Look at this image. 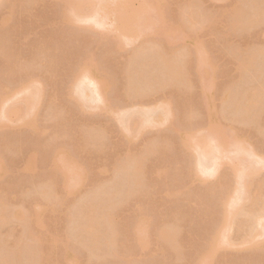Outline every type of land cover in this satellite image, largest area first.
<instances>
[{
    "label": "rangeland",
    "instance_id": "1",
    "mask_svg": "<svg viewBox=\"0 0 264 264\" xmlns=\"http://www.w3.org/2000/svg\"><path fill=\"white\" fill-rule=\"evenodd\" d=\"M85 1L0 0V264H264V0Z\"/></svg>",
    "mask_w": 264,
    "mask_h": 264
},
{
    "label": "bare ground",
    "instance_id": "2",
    "mask_svg": "<svg viewBox=\"0 0 264 264\" xmlns=\"http://www.w3.org/2000/svg\"><path fill=\"white\" fill-rule=\"evenodd\" d=\"M70 1H71V0H70ZM88 1H89V0H88ZM90 1H91V0H90ZM83 2L85 3L86 1L83 0ZM83 2H82L81 4H83ZM98 2H99V0H97V3H98ZM89 3H91V2H89ZM72 4H73V3H72ZM81 4L78 3V7H79V9L81 8V7L79 6V5H81ZM85 5H86V3H85ZM89 5H90V4H89ZM69 6H71V5L69 4ZM76 6H77V5H76ZM82 7H83V5H82ZM101 7H102V6H101ZM105 7H106V6H105ZM73 8L76 9V10L74 11V14H75V12H76L75 15H78L77 11H80V14H81V11L83 10V9H82V10H79L77 7L75 8V6L72 7V9H73ZM83 8H84V7H83ZM103 8H104V6H103ZM72 9H70V10L73 11L74 9H73V10H72ZM84 10H85V9H84ZM91 10H92V8H91ZM93 10H95V8H94ZM95 11H97V10H95ZM98 11H99V10H98ZM69 12H70V11H69ZM91 12H92V14L94 13L93 11H91ZM91 12H90V14H91ZM116 12L119 13L118 11H115V14H117ZM66 13H68V12H66ZM83 13H84V12H83ZM88 13H89V12H88ZM113 13H114V12H113ZM120 13H123V12L120 11ZM241 13H242V12H241ZM255 13H256V12H255ZM92 14H91V17H92V16H96V15H92ZM95 14H96V13H95ZM251 14H252V13H251ZM83 15H84V14H83ZM238 15H239V14H238ZM66 16H70V15H66ZM80 16H82V14H81ZM255 16H256V15H255ZM87 17H88V15H87ZM237 17H238V16H237ZM240 17H241V16H240ZM243 17H244V16H243ZM253 17H254V16H253ZM245 18H246V17H245ZM250 18L252 19V17H249V19H250ZM77 19H78V18H77ZM92 19H93V18H92ZM94 19H95V22L97 23L98 21H96V18H94ZM94 19H93V20H94ZM238 19H240V18H238ZM238 19H237V20H238ZM247 19H248V18H247ZM256 19H258V15H257V18H256ZM89 20H90V19H89ZM239 21H241V20H239ZM100 22H101V19H100ZM98 23H99V22H98ZM101 23H102V22H101ZM101 23H100V24H101ZM126 23H127V22H126ZM248 23H249V22H248ZM250 23H251V22H250ZM127 24H128V23H127ZM243 24H244V23H243ZM98 25H99V24H98ZM120 25L124 26L123 24H119V26H120ZM125 25H126V24H125ZM119 26H118V27H119ZM122 26H121V27H122ZM128 26H129V25H128ZM128 26H127V30H129V29H128V28H129ZM121 27H119V28H120V29H123V28H124V27H122V28H121ZM119 28H117V29H119ZM124 29H125V28H124ZM124 29H123V30H124ZM131 30H132V29H131ZM129 32H130V31H129ZM126 33H127V32H126ZM125 37H126V36H125ZM80 77H82V76H80ZM89 80H91L92 83L94 82L92 79H89ZM95 83H96V82H95ZM95 83H94V84H95ZM93 86H96V89H97V85H96V84L93 85ZM94 88H95V87H94ZM260 88H261V87H260ZM94 90H95V89H94ZM256 90H257V89H256ZM261 90H262V88H261ZM261 90H260V91L257 90V91L260 92V93H262ZM95 91H97V90H95ZM257 91H254V92H257ZM258 92L256 93L257 95H258ZM252 93H253V92H252ZM252 93H251V94H252ZM251 94H250L249 96H250L251 98H253L252 96H254V99L256 100V98H255L256 94H254V95H253V94L251 95ZM99 96H100V95H99ZM101 96H102V95H101ZM228 97H229V94H228ZM250 97H248V98L245 97V98H246V100H247V99H250ZM259 97H260V95H259ZM259 97H258V98H259ZM102 98H103V96H102ZM226 98H227V97H226ZM258 98H257V99H258ZM100 99H101V98H100ZM103 99H104V98H103ZM225 100H226V99H225ZM250 100L253 101V99H250ZM256 102H257V100H256ZM254 103H255V101H254ZM248 104H249V103H248ZM251 104L253 105L252 102H251ZM255 104H256V103H255ZM253 106H254V105H253ZM16 107H17V106H16ZM212 132H213V131L209 132V135H212V134H213V136H212V140L214 141L215 138L213 139V137L215 136V135H214V132H216V131L214 130V132H213V133H212ZM220 132H221V131H220ZM231 132H232V131H230L228 134H231ZM211 133H212V134H211ZM228 134H226V135H228ZM205 135H208V134H205ZM219 135L222 136L221 133L219 134V132H218V135H217V132H216V136H215V137L218 138ZM190 136H191V135H190ZM192 136H193V135H192ZM194 136H195V135H194ZM194 136H193V138H194ZM197 136H200V135H197ZM200 137H201V136H200ZM203 137H204V134H203ZM225 137L227 138V136H225ZM189 138H190V137H189ZM191 138H192V137H191ZM193 138H192V139H193ZM210 138H211V137H210ZM219 138H220V136H219ZM192 139H191V141H190V140H188V141H189V142H192ZM195 139H196V142H197V138H196V136H195ZM193 140H194V139H193ZM204 140H205V138H204ZM204 140H203V146H204V148H205V145L208 143V142H207L208 140H207V139L205 140V145H204ZM210 140H211V139H209V142L212 143V141H210ZM218 140H219V139H218ZM220 140H221V141L223 140L222 137H221ZM220 140H219V142H220ZM226 140H227V139H226ZM188 141H187V142H188ZM216 141H217V140H216ZM219 142H218V143H219ZM222 142H223V141H222ZM240 142H241V141H240ZM240 142H239V143H240ZM192 143H193V142H192ZM218 143H217L216 145H218ZM209 144H210V143H208L207 146H208L209 149H210ZM223 144H224V142H223ZM195 145H196V147H198V146H197V143L194 144V146H195ZM198 145H199V143H198ZM243 145H244V144H243ZM190 146H192V144H191ZM200 146H201V145H200ZM207 146H206V147H207ZM219 146H222V143H221V142H220ZM224 146H225V144H224ZM208 147H207V149H208ZM214 147H215V145H214ZM217 147H218V146H216V148H217ZM204 148L202 147L201 149H204ZM216 148H215V149H216ZM222 148H224V147L222 146V147L220 148V150H221ZM197 149H199V147H198ZM201 149H200V150H201ZM205 149H206V148H205ZM205 149H204V150H205ZM207 149H206V150H207ZM204 150H203V151H204ZM206 150H205L204 152H206ZM201 151H202V150H201ZM209 151H210V150H209ZM221 151H224V150L222 149ZM204 152H202V153H204ZM207 152H208V151H207ZM211 152H212V151H211ZM208 153H209V152H208ZM216 153L218 154V153H220V152H216ZM205 154H206V153H205ZM209 154H210V153H209ZM209 154H207V155H208L207 157L210 156ZM211 154H213V152H212ZM203 155H204V154H203ZM220 155H221V154H220ZM62 156H63V155H62ZM207 157L205 156V158H207ZM214 157H215V156H214ZM216 157H217V156H216ZM61 159H62V157H61ZM61 159H60V162L65 163V161H63V160L61 161ZM214 159H215V158H214ZM58 160H59V159L57 158V162H58ZM216 161H217V160L215 159V162H216ZM62 163H61L60 165H62ZM243 169H244V168H243ZM245 169H246V168H245ZM253 169H254V168H253ZM238 170H239V169H238ZM250 170H251V169H250ZM251 171H252V170H251ZM248 172H250V171H248ZM248 172H245V174L247 175ZM199 173H200V172H199ZM201 173H202V175L204 174V172H201ZM253 173H255V172H253ZM253 173H251V174H253ZM246 175H245V176H246ZM251 176H252V175H251ZM247 177L250 178L249 175H248ZM249 181H250V179H249ZM245 183H246V181H245ZM247 184H248V183H246V186H247ZM248 185H249V184H248ZM245 189H247V188H245ZM244 191H245V190H244ZM245 192H246V191H245ZM234 194H235V192H234ZM236 194H237V193H236ZM232 199H234V197H233ZM232 199H231V201H232ZM233 201H234V200H233ZM233 201H232V202H233ZM230 203H231V202H230ZM235 203H236V202H235ZM231 205H232V204H231ZM233 206H234V203H233ZM235 206H236V205H235ZM240 207H241V206H239L238 208H240ZM241 209H242V208H241ZM241 209H240V210H241ZM251 215H253V214H251ZM262 215H263V214H262ZM254 216H255V215H254ZM257 216H258V214H257ZM259 216H260V215H259ZM261 218H263V217H261ZM261 218H259V219H261ZM89 224L91 225L90 228H92V226H93L94 223H93V224H92V223H89ZM89 224H88V225H89ZM90 225H89V226H90ZM90 228H89V231H90ZM87 231H88V230H87ZM92 232L94 233V230H93V231H90V233H92ZM95 232H96V230H95ZM209 244H210V243H209ZM210 245H211V244H210ZM208 247H209V246H208ZM210 248H211V247H210ZM207 250H208V249H207ZM205 254H206V253H205Z\"/></svg>",
    "mask_w": 264,
    "mask_h": 264
}]
</instances>
